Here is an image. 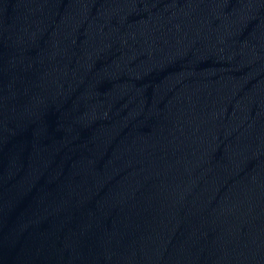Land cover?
Returning a JSON list of instances; mask_svg holds the SVG:
<instances>
[{"label": "water", "instance_id": "1", "mask_svg": "<svg viewBox=\"0 0 264 264\" xmlns=\"http://www.w3.org/2000/svg\"><path fill=\"white\" fill-rule=\"evenodd\" d=\"M0 264H264V0H0Z\"/></svg>", "mask_w": 264, "mask_h": 264}]
</instances>
